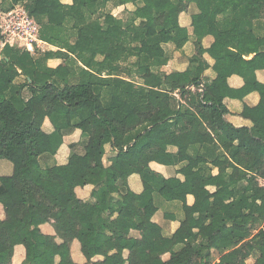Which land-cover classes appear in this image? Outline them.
<instances>
[{
	"label": "trees",
	"instance_id": "1",
	"mask_svg": "<svg viewBox=\"0 0 264 264\" xmlns=\"http://www.w3.org/2000/svg\"><path fill=\"white\" fill-rule=\"evenodd\" d=\"M209 1L207 24L193 30L196 53L184 71L170 74L162 71L170 60L166 46L180 50L189 41L179 24L187 0H72L71 7L59 0H11L7 8L0 5L1 14L24 4L39 38L58 48L33 54L9 45L0 50V161L12 166L10 176H0L5 215L0 239L9 243L0 264H11L17 245L26 250L23 264H75L73 240L84 264H147L154 254L141 249L131 230L153 240L158 254H170L162 264H211L212 252L218 256L214 264H245L249 257L264 264V186L258 182L264 180V96L256 106L244 104L240 116L249 126L234 127L225 119L226 100L244 101L264 88L257 79V72H264L259 57L264 35L256 34L254 25L264 20V0ZM109 2L133 4L136 11L123 22L101 11ZM222 6L226 11L219 17ZM139 10L150 16L137 19ZM236 34L247 40L242 51L231 41ZM206 36L213 42L203 49ZM204 54L213 60L211 67ZM233 54H254L238 89L228 84L234 73L225 57ZM52 59L65 66L48 67ZM200 64L213 79L198 72ZM75 131H80L78 139L72 138ZM214 133L226 140L224 147ZM105 134L112 155L107 166ZM141 138L137 156L130 158L127 150ZM64 142L69 155L58 165L55 157ZM151 162L175 168V175L164 179L151 171ZM132 174L152 191L133 194L127 186ZM87 185L94 187V201L78 223L71 216L78 203L75 190ZM164 187L172 190L183 215L170 237L142 221V210ZM190 195L194 202L189 206ZM100 202H105L107 218L95 214ZM45 224L52 225L61 243L40 232ZM96 257L103 260L91 262Z\"/></svg>",
	"mask_w": 264,
	"mask_h": 264
},
{
	"label": "crops",
	"instance_id": "2",
	"mask_svg": "<svg viewBox=\"0 0 264 264\" xmlns=\"http://www.w3.org/2000/svg\"><path fill=\"white\" fill-rule=\"evenodd\" d=\"M11 0H0V5L3 7H8ZM60 4L64 7H71L73 2L72 0H59ZM245 2V0H242ZM16 7L25 8L24 4H19ZM14 7V8H16ZM13 8V9H14ZM12 10V9H11ZM104 13H108L112 15L114 18L118 20H122L125 22L130 15H132L136 11V7L133 4H126L123 6H114L111 2L107 3L105 8L101 10ZM226 11V6H222L217 10V14H221ZM3 14V13H1ZM0 14V15H1ZM150 16V12L147 10H139L136 13L137 19H144ZM210 16V1L209 0H187L186 9L182 12L179 16V24L183 28L188 31L189 34V41L185 44V46L180 50H175L173 46L168 45L166 46L167 50L170 52V60L165 66L162 71L166 74H170L175 71L182 72L188 66L189 59L196 53V49L194 47V42L197 40L196 37L193 35L194 27L196 26H204L208 22V18ZM220 17V15H219ZM87 20H89L88 14L86 15ZM94 20V17H91ZM102 21V20H101ZM74 21H72L73 23ZM256 34L264 35V20L260 22H256L255 24ZM258 26H261V29H258ZM73 34V33H71ZM67 38V37H65ZM70 41L75 40V35H71L69 38ZM41 40V39H40ZM42 41V40H41ZM232 43L234 44L235 49L243 50L247 46V40L242 34H236L231 38ZM44 42V41H42ZM213 42V38L211 36H206L202 39V46L203 49H207L210 47L211 43ZM44 46L42 47V51H57L58 48L55 46L48 45L44 42ZM2 48H0L1 50ZM39 51V50H36ZM64 52V50H62ZM254 54H248L245 56H240L237 54L229 55L225 57V62L230 66L234 75L228 79V84L235 89L242 87L243 81L241 79V75L246 68H250L251 64L248 61ZM259 57L264 60V52L259 54ZM203 59L206 63L209 64L211 67L213 65V60L207 55L204 54ZM47 66L50 68H57V67H64V61L61 59H52L47 62ZM198 72H200L204 77L208 79H213L214 74L211 72L210 69H206L203 64L198 66ZM257 79L259 82L264 84V72H257ZM264 96V88L260 92H255L247 96L244 101L239 100H226L225 105L228 110V115H226L225 119L230 122L234 127H245L249 126V122L243 119L240 114L242 112L244 104L252 107L256 106L259 103L260 96ZM44 127L47 132H51L53 129L50 123L46 120L44 122ZM217 140V142L224 147L226 144V140L219 134H213ZM80 136V131H75L72 138L78 139ZM104 136L108 137L107 143L105 142L106 150L108 151L106 160H104V165H109L108 158L111 157L110 152V137L108 134ZM143 138L136 141L128 150L127 153L130 158H135L137 156L138 147L142 144ZM68 144L64 142L61 146L60 150L58 151L55 161L58 165H63L66 163L68 155H69V148ZM171 152H175V148H169ZM87 158H90V154L87 155ZM264 165V163L262 164ZM118 172L121 175L126 173V169L122 164L116 166ZM149 168L152 172L162 176L164 179H168L175 175V168L172 167H165L155 162H151L149 164ZM12 173V166L4 161H0V176H10ZM181 178V177H179ZM182 179V178H181ZM197 181L194 182V184ZM127 186L129 190L136 195L141 194L143 191L147 190L149 192L152 189L149 186H144L140 180V177L136 174H132L127 177ZM94 187L91 185H87L83 188H77L75 190L76 198L78 199V203L73 206L71 209V216L72 218L81 223L84 221L86 216L87 205L94 201L91 197ZM213 191L212 188L209 189ZM205 195V192L201 193L200 197L202 198ZM187 204L190 206L193 204L194 199L190 195L187 197ZM95 214H101L103 217L107 218L109 213L105 207V202H100L95 204L94 206ZM121 217H125V213L122 211L120 212ZM116 214H114L111 218L109 223L106 225L105 229L107 235L111 233V229L113 227L112 222L116 219ZM182 211L181 206L178 202L174 200V194L169 187H164L158 193H155L153 196V203L146 206L142 210V218L146 222L156 224L165 237H170L173 233L179 228L180 222L182 221ZM4 210L3 207L0 205V220H4ZM40 232L43 235L56 237L55 230L51 224H45L39 227ZM130 235L135 239L140 241V247L143 251L147 254H154L152 259H150L147 264H162L166 262L170 258L169 253L165 254H158L159 246L155 244V242L151 239L143 238L141 231L131 230ZM56 243H61V240L56 237ZM9 249V243L7 239H0V253L3 254ZM129 256V253L124 251L123 258L126 259ZM70 258L71 261L75 264H84L86 263V259L80 252V245L77 240H73L70 244ZM26 259V250L24 246L17 245L13 249V254L11 256L10 263L11 264H23ZM102 257H96L91 260V262H100L102 261ZM58 262V258H55V263ZM128 264H136L133 262Z\"/></svg>",
	"mask_w": 264,
	"mask_h": 264
},
{
	"label": "built area",
	"instance_id": "3",
	"mask_svg": "<svg viewBox=\"0 0 264 264\" xmlns=\"http://www.w3.org/2000/svg\"><path fill=\"white\" fill-rule=\"evenodd\" d=\"M38 25L22 7L0 15V48L5 45L23 48L29 53L42 51L45 45L38 36Z\"/></svg>",
	"mask_w": 264,
	"mask_h": 264
},
{
	"label": "rangeland",
	"instance_id": "4",
	"mask_svg": "<svg viewBox=\"0 0 264 264\" xmlns=\"http://www.w3.org/2000/svg\"><path fill=\"white\" fill-rule=\"evenodd\" d=\"M124 69V68H123ZM125 71V69L123 70V72ZM108 139V137L107 136H104V142H106L107 143V140ZM261 171H263L264 172V165H262L261 166ZM258 182H259V184H261L262 186H264V180H261V179H258ZM197 262L199 261V259L198 260H196ZM218 261V256L215 254V253H213L212 252V254H211V264H214V263H216ZM255 263V259L253 258V257H249L246 261H245V264H254Z\"/></svg>",
	"mask_w": 264,
	"mask_h": 264
}]
</instances>
